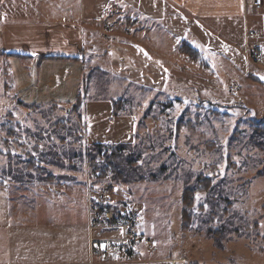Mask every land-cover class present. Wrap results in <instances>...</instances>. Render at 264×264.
Wrapping results in <instances>:
<instances>
[{
	"label": "rangeland",
	"instance_id": "obj_1",
	"mask_svg": "<svg viewBox=\"0 0 264 264\" xmlns=\"http://www.w3.org/2000/svg\"><path fill=\"white\" fill-rule=\"evenodd\" d=\"M116 1L140 15L131 43L114 33L102 41L94 21L81 41L83 59L40 66L23 53L0 55V261L11 264V203L49 205L42 212L53 220L74 217L69 203L89 210L84 160L86 147L99 145L121 146V193L111 200L136 215L142 249L154 241L157 253L148 255L264 264V137L250 127L264 118V0L207 19L187 13L181 0L99 6ZM8 5L1 0L0 15ZM120 9L96 13L126 21ZM8 19L1 15L0 44ZM69 20L85 29L75 8ZM184 43L200 51L198 62L179 51ZM202 176L211 188L194 193L187 223L182 193L199 189Z\"/></svg>",
	"mask_w": 264,
	"mask_h": 264
},
{
	"label": "crops",
	"instance_id": "obj_2",
	"mask_svg": "<svg viewBox=\"0 0 264 264\" xmlns=\"http://www.w3.org/2000/svg\"><path fill=\"white\" fill-rule=\"evenodd\" d=\"M7 1L9 5L6 10L2 11L1 15L3 18L9 19L4 21L6 38L2 35L0 55L9 54L11 56L23 53L20 55L29 57L30 64L33 65L37 62L40 66L50 62V59H53L51 63H56L55 60L58 59L63 61L83 59L84 49L81 47V41L83 37L89 36L91 31L89 29L91 25L88 22H94L115 14L101 16L96 13L97 9L121 8L120 16L125 17L126 20L134 21V24L140 17V15L134 14L135 12L131 15L128 14L129 12L126 11L128 5L126 7L119 6L120 2L118 1L105 7L99 6L100 1L105 0H86L82 3L83 12H81L79 0ZM170 1L179 3L177 0ZM181 1L185 11L194 18L207 19L208 17L223 15L226 11L231 13L235 9H238L236 12L240 14L248 0ZM248 6L250 5L246 7ZM263 6L262 4L261 9ZM250 7L255 9L253 6ZM74 8L75 16L79 18L81 15L80 21L85 28L84 30L80 28L79 24L69 20L74 17ZM116 18L120 17L117 16ZM93 31H95L94 26ZM11 34L15 37L22 35L21 37H26L27 40H17ZM113 38L131 43L135 37L133 30L128 36L118 30L114 32ZM17 51L21 52L15 53ZM10 61L11 57H9ZM75 65L78 66V63ZM0 186L3 185L0 184ZM48 206L45 205L41 208L40 205H34V203H11V264H90V260H92V264H175L179 262L180 258H174L170 253L164 256L155 255L156 250L155 253L148 255L145 249L142 250L138 261L129 263L101 262L95 258L91 259L88 246L87 205L82 203L66 204L67 208L76 210L74 217L67 221L50 219L48 213L42 212L52 209ZM39 210H41L40 213ZM51 215L53 216V214ZM0 264H8V262L2 258Z\"/></svg>",
	"mask_w": 264,
	"mask_h": 264
},
{
	"label": "built area",
	"instance_id": "obj_3",
	"mask_svg": "<svg viewBox=\"0 0 264 264\" xmlns=\"http://www.w3.org/2000/svg\"><path fill=\"white\" fill-rule=\"evenodd\" d=\"M96 22L99 38L104 41L111 39L117 28L122 27L126 36L131 33L130 27L120 20L100 19ZM249 57L252 62H257L259 51L251 49ZM107 155V151H102L84 163L87 204L90 203L87 220L89 255L101 262L129 263L135 261L143 249L146 252L155 251V246L147 238L146 247L141 248L136 215L121 209V206L117 207V201L111 200L121 190L104 169Z\"/></svg>",
	"mask_w": 264,
	"mask_h": 264
},
{
	"label": "trees",
	"instance_id": "obj_4",
	"mask_svg": "<svg viewBox=\"0 0 264 264\" xmlns=\"http://www.w3.org/2000/svg\"><path fill=\"white\" fill-rule=\"evenodd\" d=\"M127 22L130 26H132L134 24V21H131L129 19H127ZM103 41V40H102ZM181 53H183L189 60L194 61V62H198L200 57H201V53L199 50L195 49L190 43H184L179 50ZM264 118L259 119V120H252L250 121V127L255 131V133L260 134L262 137H264ZM264 139V138H263ZM102 151H107L108 155L106 158V162L104 165V169L105 171L109 172V174L111 175L112 179L119 185V182L117 181L118 179L122 178L121 177V172L119 171V162H118V158L120 156V152L121 151V146H113L112 148H109L108 150H104L102 149L99 145H88L86 147V158H85V162L87 160H92L94 159V157H96V155ZM28 163H35L34 159H29ZM2 181L0 180V183ZM211 178L209 177H203L200 180V187L198 189V187H192V188H186L184 189L183 193H182V211H181V215H183L186 218V222L189 223V218H190V214L188 212V209L193 205L194 203V193L196 191H207V189L211 186ZM120 186V185H119ZM211 188V187H210ZM117 207H119V203L115 204ZM113 206V205H112ZM183 218V217H182ZM221 231V230H220ZM219 230H216L213 232V234L215 235L216 239L220 238V235L222 233V231L220 232ZM225 232L223 231V234ZM215 239V240H216ZM151 241L153 242L154 246L155 243L154 241L151 239ZM218 246H221V242L220 240H216ZM156 248V246H155ZM142 252V251H141ZM142 254V253H141ZM140 254V255H141ZM194 264V263H193Z\"/></svg>",
	"mask_w": 264,
	"mask_h": 264
},
{
	"label": "snow or ice",
	"instance_id": "obj_5",
	"mask_svg": "<svg viewBox=\"0 0 264 264\" xmlns=\"http://www.w3.org/2000/svg\"><path fill=\"white\" fill-rule=\"evenodd\" d=\"M261 79H264V77H261ZM199 199V197H197Z\"/></svg>",
	"mask_w": 264,
	"mask_h": 264
}]
</instances>
